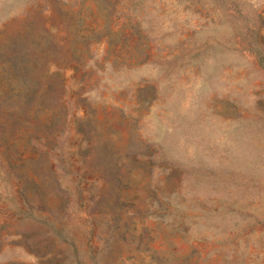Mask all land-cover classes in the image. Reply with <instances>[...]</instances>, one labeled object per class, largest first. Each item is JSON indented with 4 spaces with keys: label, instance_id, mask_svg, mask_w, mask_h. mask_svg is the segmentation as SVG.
<instances>
[{
    "label": "rangeland",
    "instance_id": "1",
    "mask_svg": "<svg viewBox=\"0 0 264 264\" xmlns=\"http://www.w3.org/2000/svg\"><path fill=\"white\" fill-rule=\"evenodd\" d=\"M0 264H264V0H0Z\"/></svg>",
    "mask_w": 264,
    "mask_h": 264
}]
</instances>
